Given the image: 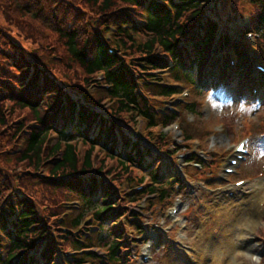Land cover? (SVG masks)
<instances>
[{"label":"trees","instance_id":"16d2710c","mask_svg":"<svg viewBox=\"0 0 264 264\" xmlns=\"http://www.w3.org/2000/svg\"><path fill=\"white\" fill-rule=\"evenodd\" d=\"M237 1L0 0V264H50L55 243L63 250L97 246L107 252L100 264H130L131 244L121 220L128 214L127 204L152 193L157 194L154 201L163 203L179 182L170 173L173 153L168 152L163 167L150 146L132 138L142 119L144 135L163 150L160 127L174 120L154 114L158 99L169 98L172 90L149 80L157 81L153 72L169 67L170 61L173 78L198 87L211 42L222 27L211 12L231 16ZM247 2L254 29L264 34V0ZM143 18L145 25L140 24ZM110 27L115 28L112 39L104 41ZM220 44L225 78L230 71L227 37ZM237 52L240 76L250 65ZM137 70L145 72L141 94L135 91ZM98 73L110 88L91 94L88 86ZM103 99L110 101L106 122L94 106ZM185 108L192 112L194 105ZM67 121L72 132H66ZM100 172L113 174L108 185L96 179ZM144 182V191L132 199L116 191L123 184ZM71 200H79L81 208L62 221ZM154 204L147 206L152 210ZM87 215L97 230L89 239L75 241L72 232ZM63 227L67 233L61 242ZM92 258L98 256H78L72 264Z\"/></svg>","mask_w":264,"mask_h":264},{"label":"rangeland","instance_id":"374dc122","mask_svg":"<svg viewBox=\"0 0 264 264\" xmlns=\"http://www.w3.org/2000/svg\"><path fill=\"white\" fill-rule=\"evenodd\" d=\"M236 5L238 6L237 21L238 24H242L240 27V31H242L246 27L247 20L245 19L250 18L253 10L245 0H238ZM218 18L224 19L225 24H230V20L223 14H218ZM253 39L254 37L250 39L252 43ZM251 42L250 45H252ZM262 49L264 50V43ZM255 50L251 48L250 53L254 59L253 64H258L260 61L255 56ZM261 55L264 58V53ZM261 63L264 66V62ZM186 84L183 89H186L190 94L186 100L195 104L194 110L196 111L190 114L180 108L179 113L176 114V124H179V128L175 130L174 126L170 124L163 130L167 140L164 146L175 144L181 152L177 157L178 167L175 170H177L179 183L181 184L182 181V188L175 194L173 186L168 194L169 197L163 203L159 204L158 201H153L155 204L151 213H147L149 208L142 211L145 215V223L160 227L159 232L166 240V248L162 249L163 241L157 240L154 245L153 239L146 244L142 242L143 245L141 243L138 246L139 253L136 264H141L139 257L145 254L146 246L150 247L153 261L149 260L143 264H187L185 258L188 259L189 255L184 252L185 248H190L191 251L192 246L202 242L203 236L206 237L214 232L220 234L221 228H227L226 218L220 216L221 212L214 211L217 194L219 192L226 193V189H233L236 180L245 178L247 179L246 185L235 190H240L241 196H250L251 189L248 186L264 181V129L261 132L264 121V95L258 98L260 101L254 106L248 95L246 100L237 99L238 91L230 86L225 88L219 86L217 89L206 88L198 93L194 91L198 89L193 87L194 90H192ZM178 99L182 100V96H179ZM181 130H184V134H181ZM185 136H190L191 140L186 142ZM244 139L249 155L236 170V173L239 174L237 177L226 176L223 171L229 159L235 155L234 147L237 142ZM184 154L187 155L185 160L191 155H197L203 161L200 168H196L194 165H184L183 167L181 158ZM97 156L100 159L103 158L101 153H97ZM171 158L173 159L175 156L172 155ZM162 162L163 167H166L167 159L164 158ZM112 163L106 161L107 167L112 166ZM134 173L138 175L139 171L135 170ZM175 199L182 202V207L177 213L170 215V209L174 207ZM225 212H228L227 214L234 222L236 213L229 209ZM258 214L259 219L247 236L238 239L235 236L238 234V229L236 234L232 235L234 244L248 243L252 250H244L247 253L238 250L235 251L234 256L225 254L219 257V264H264V201L260 204ZM163 229L165 233L162 232ZM171 247L179 251L180 255H173ZM242 247L246 248V246ZM147 250L146 248V253H148ZM190 251L189 253H192Z\"/></svg>","mask_w":264,"mask_h":264},{"label":"bare ground","instance_id":"6f19581e","mask_svg":"<svg viewBox=\"0 0 264 264\" xmlns=\"http://www.w3.org/2000/svg\"><path fill=\"white\" fill-rule=\"evenodd\" d=\"M248 187L251 189L250 196H241L235 192L234 197H228L222 192L219 193L214 202V211L217 213L221 212L222 215L220 216L226 218L227 228H221L220 234L214 232L208 234L206 237L201 236L202 242L191 247L192 253L189 257L196 258L198 262L204 260L209 261L207 264H219V257L225 254L234 256L235 251L252 250L248 243L240 245L234 244L232 241V235L236 234L237 229L239 231L235 236L238 239L245 237L259 219V207L264 201V181L256 183V185H249ZM227 209L233 210L236 213L235 223L231 220L230 215L227 214L228 212H225ZM239 226L241 227L239 228ZM223 240L225 241L223 242ZM242 246H246V248L243 249Z\"/></svg>","mask_w":264,"mask_h":264}]
</instances>
